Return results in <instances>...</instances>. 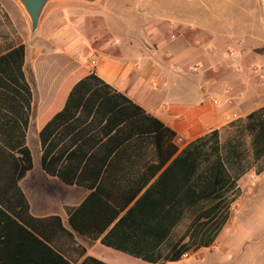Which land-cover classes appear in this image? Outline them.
I'll return each instance as SVG.
<instances>
[{"label": "crops", "instance_id": "crops-1", "mask_svg": "<svg viewBox=\"0 0 264 264\" xmlns=\"http://www.w3.org/2000/svg\"><path fill=\"white\" fill-rule=\"evenodd\" d=\"M213 10L215 7L194 6L183 0L177 4L165 0H50L37 31L31 33L29 17L20 2L0 0V66L11 70L20 65L30 91L21 95L6 92L18 111L8 112L9 119L28 120L25 145L32 167L17 180V187L28 202L36 236L71 264H80L86 257L106 264H119L120 258L147 261L102 243L125 209L96 236L71 226L70 215L91 189L66 184L43 169L40 128L62 108L73 84L91 67L105 82L174 130L175 139L182 138L181 144L176 141L179 149L263 106L264 87L255 89L243 68L245 61L229 55L227 47L231 42L235 45V38L222 30L223 20ZM20 45L24 52L17 60L6 57ZM94 54L99 57L95 65L90 63ZM254 68L249 70L256 71ZM0 80L14 88L1 70ZM26 101L30 102L28 110L22 107ZM11 172L13 176L19 172L14 162ZM16 195L20 197L15 187L8 188L6 194L0 190V197L6 200L12 197L13 201ZM121 198L117 193L116 201ZM232 213L226 223L233 221ZM134 234L120 229L112 237L125 242L133 240ZM189 258L152 264H189L185 262Z\"/></svg>", "mask_w": 264, "mask_h": 264}, {"label": "trees", "instance_id": "trees-1", "mask_svg": "<svg viewBox=\"0 0 264 264\" xmlns=\"http://www.w3.org/2000/svg\"><path fill=\"white\" fill-rule=\"evenodd\" d=\"M23 52L20 45L6 57L17 60ZM0 70L14 83L11 90L0 80V190L6 194L15 187L20 196L0 197V264H71L32 228L34 218L17 187L32 167L25 145L28 120L6 115L17 110L6 92L30 91L20 65ZM22 107L28 110L30 102ZM175 138L174 130L92 69L40 128L41 165L66 184L91 189L70 215L74 229L96 236L125 209L102 243L149 263L176 261L195 245L215 242L241 193L238 180L258 163L256 173L264 169V105L182 149ZM13 162L19 167L16 176ZM117 193L123 197L119 202ZM184 220L187 227L178 235L175 229ZM120 229L134 232V239L115 240L112 235ZM80 264L106 263L86 257Z\"/></svg>", "mask_w": 264, "mask_h": 264}, {"label": "rangeland", "instance_id": "rangeland-1", "mask_svg": "<svg viewBox=\"0 0 264 264\" xmlns=\"http://www.w3.org/2000/svg\"><path fill=\"white\" fill-rule=\"evenodd\" d=\"M66 1L84 2L82 0ZM165 1L169 4H177L182 0ZM183 1L194 6L215 7V10H213L215 16H219L223 20L222 30L230 31L232 37L235 38V45L231 42V45L227 47L228 52L233 50L236 54L241 49L245 50L244 55H239L242 62H246H244L243 68H246L249 80L254 84L255 89L262 90L264 84L260 80V73H264V0ZM83 61H85V58ZM251 66H255L257 70L250 71ZM224 136L222 135V138ZM258 166L259 163L237 182L241 193L230 207V215L233 212V221L224 224L222 231L219 232L221 235L218 236V240L216 239L212 246L207 248L193 246L186 255L181 257L184 259L190 257L185 260L186 263L213 264L215 262L213 259H216L218 264H264L261 259L264 257V218L262 217L264 211V169L261 171L263 174L258 176V173H256V167ZM187 222V220H184L175 229L178 235L184 232ZM223 246L227 249L223 250ZM118 262L119 264H152L141 262L138 259L132 261L129 258H120Z\"/></svg>", "mask_w": 264, "mask_h": 264}, {"label": "water", "instance_id": "water-1", "mask_svg": "<svg viewBox=\"0 0 264 264\" xmlns=\"http://www.w3.org/2000/svg\"><path fill=\"white\" fill-rule=\"evenodd\" d=\"M26 11L31 26V33L37 31L39 27L40 18L44 10L45 5L50 0H18ZM87 3H95L98 0H82Z\"/></svg>", "mask_w": 264, "mask_h": 264}, {"label": "built area", "instance_id": "built-area-1", "mask_svg": "<svg viewBox=\"0 0 264 264\" xmlns=\"http://www.w3.org/2000/svg\"><path fill=\"white\" fill-rule=\"evenodd\" d=\"M228 53H229V55H232L235 59H238L239 58V55H244L245 54V50L244 49H241L236 54L233 52V50H229ZM98 59H99L98 55L97 54H94L90 58V63L93 64V65H95L97 63ZM254 69H256V68H254ZM261 80L264 82V76L263 75L261 76ZM216 102H218V99L216 100ZM177 141H178V143L181 144L182 143V138L181 137H178L177 138ZM184 255H186V253H184L183 256Z\"/></svg>", "mask_w": 264, "mask_h": 264}]
</instances>
